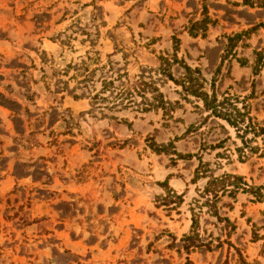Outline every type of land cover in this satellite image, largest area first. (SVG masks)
<instances>
[{"label":"rangeland","instance_id":"rangeland-1","mask_svg":"<svg viewBox=\"0 0 264 264\" xmlns=\"http://www.w3.org/2000/svg\"><path fill=\"white\" fill-rule=\"evenodd\" d=\"M160 56L264 125V0H0V264H264V202L243 193L218 204L235 230L204 207L212 248H183L208 181L193 182L199 159L264 186V136L240 157L235 130L185 99ZM125 72L155 82L167 112L93 109L101 81ZM167 187L184 194L173 211L156 205Z\"/></svg>","mask_w":264,"mask_h":264},{"label":"trees","instance_id":"trees-1","mask_svg":"<svg viewBox=\"0 0 264 264\" xmlns=\"http://www.w3.org/2000/svg\"><path fill=\"white\" fill-rule=\"evenodd\" d=\"M238 38L234 36L229 38V45ZM176 43H177V39ZM177 47V44H176ZM175 52L178 50L175 49ZM160 74L164 76L168 81L174 82L176 85L182 87L185 99L194 97L198 101L203 103V111L207 113V118H215L226 122L236 132V137L242 142V147L237 151L240 153V157L246 158L245 154L248 152L256 153L260 150V147L253 146L257 143L259 137L264 136V125H261L251 116L250 105L244 101L239 102L237 98H233L228 93L224 94L221 99L213 91L209 94L205 91V80L199 69H192L188 65L183 66L185 75L183 79L177 80L174 78L170 68L173 63H178L175 58L172 60L164 56H160ZM128 74H119L118 78H109L101 81L102 88L99 91H94L90 97V104L92 108L116 110L118 108L126 109L131 106H136L142 112H151L153 110H164L167 112L170 102L165 100L164 94L161 92L153 81H146L143 77L135 85H130L127 79ZM125 78L127 81L122 82L121 85L116 86L117 81H122ZM213 87V85H212ZM151 94V100L147 95ZM77 98V96H74ZM141 98V102L138 103L136 98ZM239 104L242 107H239ZM252 135V137H250ZM150 142V148L158 154L175 155L179 159H186L191 157L190 155H183L177 152L174 142H170L167 145H157L152 138H148ZM264 142V140H263ZM201 179H208L205 187L201 190L198 189L197 193L200 200L194 199L191 204L190 211L192 213V225L188 235H184L181 242L183 248L189 252L195 248L211 249L213 243L205 242L199 232L200 230V218L204 207L207 208V213L215 217L221 224L223 223L225 230H228L230 234L235 230L234 224L228 217H222L219 213L218 204L222 198L228 197L233 200L236 199L239 193L248 194L255 198L257 202H264V186H250L243 176L236 174L225 173L221 176L215 177L210 174V169L207 164H204L199 159V165L195 170L194 183H197ZM165 187V184H160ZM184 203V194L178 195L177 192L171 188H166V194L164 196H158L156 198V205L158 208L166 207L168 210L173 211L179 208ZM194 205V206H193ZM197 207L200 211H196ZM220 244H223L220 242Z\"/></svg>","mask_w":264,"mask_h":264}]
</instances>
